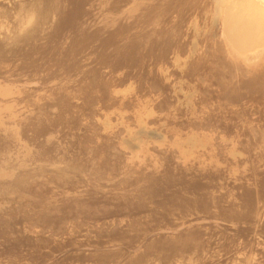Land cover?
Segmentation results:
<instances>
[{
  "label": "bare ground",
  "instance_id": "bare-ground-1",
  "mask_svg": "<svg viewBox=\"0 0 264 264\" xmlns=\"http://www.w3.org/2000/svg\"><path fill=\"white\" fill-rule=\"evenodd\" d=\"M136 1L0 0V264H264V170L238 169L264 150V0H217L219 36L183 62L192 117L158 141L134 134L167 111L177 38L151 74L100 39Z\"/></svg>",
  "mask_w": 264,
  "mask_h": 264
},
{
  "label": "rangeland",
  "instance_id": "rangeland-1",
  "mask_svg": "<svg viewBox=\"0 0 264 264\" xmlns=\"http://www.w3.org/2000/svg\"><path fill=\"white\" fill-rule=\"evenodd\" d=\"M138 1H140V0H137L136 2H138ZM144 1V2H143ZM141 0L140 2H138V5H137V3L136 4H133L132 5V7H133V9H132V7L129 9V12H127L126 14H124V16L123 15H121L122 13H118L119 15V17L117 18V20L119 21L118 23H119V28L118 27H116L115 29H112L113 27H112V25H114V24H112V23H108L109 25H111V27L112 28H107L109 31L106 33V34H104V36H102V37H100V39H102L101 41H103V40H105V38L107 37V35L109 34V32H111V34H109V35H113L112 36V40H114L112 43H111V45L110 46H108V47H112V49H115V50H111L112 52H110V54H109V56L108 57H110V59L111 60H116L117 58H120L119 56H121L122 55V53H124L125 54V49H126V51L128 50L129 52H131V53H133V54H135V55H133V59L134 58H138L139 60H141V61H139L138 59H137V61L139 62H137L138 64L137 65H132L131 66V68L133 69V68H135V69H133V71H132V69L130 68V70H131V72H133V73H138V72H146L147 74L149 73V74H151L152 72H154V71H152V68H156L157 67V69H158V67L159 66H157V65H160L161 64V66L159 67V68H161L162 67V63H163V67L162 68H164V67H167L168 69H169V73H170V77H168V75L166 76V77H161V81H162V83H164L163 85L165 86V90H164V95H165V97H166V99H168L167 101H168V104H169V106H168V108H166L167 109V111L166 110H164V111H166V112H168V110H169V114H166V112H164V111H161V112H159L158 114H157V116H158V118L161 120L162 119V117H163V119L161 120V122H159V119H157L156 121H155V123H156V125H155V123L152 125V124H150L149 125V129L150 130H136V132H135V138L137 139V140H139L143 135H145V133H146V135L147 136H149V138L148 139H150V140H153V141H158V140H160L161 138H160V135H159V133H158V131H160V130H164V129H167V128H172V127H178V125L179 126H181L182 124H184V123H182L183 121L184 122H186L185 121V119L188 121L189 120V118L190 117H192V106H191V103L189 102V98L191 97V95L194 97V93H193V85L195 84L194 83V81H193V79H191V77H190V75H188L189 73H187L186 72V70H187V67H186V65H184L183 64V62L185 61V60H188V61H192V59H194L193 61H195L198 57L197 56H199V52H201L202 50H204L203 48H205L206 46H209V45H212V43L215 41V39L219 36V34H220V32H221V21H220V18L216 15V9H215V6H216V3H217V0ZM130 2V1H129ZM145 2H146V4H145ZM139 3L141 4V7H138V6H140L139 5ZM145 4V5H144ZM129 5V4H128ZM127 5V6H128ZM144 7H143V6ZM148 5V6H147ZM167 6V7H166ZM150 7V8H149ZM156 7V8H155ZM137 8V9H136ZM135 9H136V11H135ZM141 10V11H140ZM133 11V12H132ZM138 11V12H137ZM135 12V13H134ZM131 13V14H130ZM134 13V14H133ZM144 13V14H143ZM146 13V14H145ZM167 13V14H166ZM130 14V16H126V15H129ZM135 15V16H134ZM145 17H143V16ZM139 18H138V17ZM133 19V21H134V23H132L133 21H131V18ZM142 17V18H141ZM135 18V19H134ZM136 19L137 20H139V21H136ZM140 19H141V22H140ZM148 19V20H147ZM145 20V21H144ZM126 22H128V23H130V24H126ZM138 23V24H137ZM158 23V24H157ZM176 23V24H175ZM107 24V25H108ZM124 24H126V25H124ZM151 24V25H150ZM117 25V24H116ZM169 25H171L170 27H169ZM177 25V26H176ZM124 26V27H123ZM152 26H155V27H152ZM174 26V27H173ZM175 26L178 28L179 27V29H177V28H175ZM127 27H129V29L127 28ZM164 27V28H163ZM127 28V29H126ZM131 28V29H130ZM139 28V29H138ZM141 28V29H140ZM143 28H147L146 30L145 29H143ZM159 28V29H158ZM161 28H163V29H161ZM174 28V29H173ZM117 29V30H116ZM125 31H124V30ZM172 29V30H171ZM114 31V32H112V31ZM138 30V31H137ZM158 30V31H157ZM160 30V31H159ZM170 30V31H169ZM119 31V32H118ZM140 31V32H139ZM152 31V32H151ZM118 33V37L116 36L117 35V33ZM124 32V33H123ZM144 32V33H143ZM166 32H168V34L166 33ZM170 32H172V33H170ZM178 33L179 32V34H176V33ZM122 33V34H121ZM151 33V34H150ZM159 34V35H158ZM105 35H106V37H105ZM138 35H140V36H138ZM161 35V36H160ZM172 37H176L177 39V41L175 42V43H173L172 44V46H170L169 48V50H171L172 52H170V53H168V56H167V59H168V61H167V59H160L161 60V62H160V60L157 62V65H156V59L158 58V53L164 48V46L167 44V42H169V41H171V40H169L170 38H171V36ZM153 36V37H152ZM166 36V37H165ZM168 36V37H167ZM116 37V38H115ZM135 37H136V39H135ZM158 37V38H157ZM115 38V39H114ZM121 39V40H119V39ZM138 38V39H137ZM143 38V39H142ZM166 38V39H165ZM117 39V40H116ZM152 39V40H151ZM137 41V43H136V41ZM146 40H148V41H146ZM157 40V41H156ZM180 40V41H179ZM109 40H106L105 42L107 43V44H109L110 42H108ZM129 41H130V43H129ZM142 41V42H141ZM143 41H144V43H143ZM203 41V42H202ZM208 41V42H207ZM213 41V42H212ZM116 42V45L114 44ZM118 42V43H117ZM139 42V43H138ZM165 42V43H164ZM178 42V43H177ZM205 44V45H203V44ZM208 43H210V44H208ZM132 44V45H131ZM144 44H146L145 45V47L143 46ZM147 44H148V46H147ZM176 44V45H175ZM185 44V45H184ZM203 45V47H202V45ZM130 45V46H129ZM152 45V46H151ZM200 45V46H199ZM150 46V47H149ZM175 46V47H174ZM205 46V47H204ZM114 47V48H113ZM142 47H144L143 49L144 50H142ZM148 47V48H147ZM172 47V48H171ZM198 47H201V49L200 48H198ZM109 48V49H110ZM182 48H184L183 49V51L181 52V54L182 55H180L179 54V50L181 49L182 50ZM93 49H95V47L93 48ZM124 49V50H123ZM200 49V50H199ZM92 50V49H91ZM131 50V51H130ZM136 50V51H135ZM156 50V51H155ZM176 50H178L179 52H178V54L177 53H175L176 52ZM199 50V51H198ZM117 51V52H116ZM127 51V52H128ZM142 51V52H141ZM195 51L197 52V53H195ZM114 52V53H113ZM113 54V55H112ZM140 54V55H139ZM145 54V55H144ZM148 54V55H147ZM150 54V55H149ZM157 54V55H156ZM141 55H142V57H141ZM196 55V56H195ZM114 56V57H113ZM137 56V57H136ZM145 56V57H144ZM155 56V57H154ZM157 56V57H156ZM174 56H175V58H176V60L174 59ZM179 56V59L177 58ZM149 57V59H150V61L147 59ZM116 58V59H115ZM143 60H142V59ZM154 58H155V60H154ZM170 58V59H169ZM172 58V59H171ZM178 59V60H177ZM146 61H148L147 63L148 64H146ZM153 61H155V62H153ZM165 61V62H164ZM150 62V63H149ZM170 62V63H169ZM181 62V63H180ZM143 63V64H142ZM165 63V64H164ZM175 63H176V65H175ZM140 64V66H142V67H140V66H138ZM146 64V65H145ZM168 64V65H167ZM175 65V67H173L172 65ZM156 65V67H154ZM169 65H171L170 67H168ZM148 68H147V67ZM149 66H153V67H149ZM146 67V68H145ZM105 70H108V68L106 67V68H104ZM137 69V70H136ZM145 69H146V71H145ZM148 69H151V71H149ZM171 69V70H170ZM186 69V70H185ZM105 70H103V71H105ZM154 70V69H153ZM148 71V72H147ZM171 71V72H170ZM167 72H168V70H167ZM160 74V73H159ZM161 75V74H160ZM172 76V77H171ZM174 76V77H173ZM167 78V79H166ZM169 78V79H168ZM162 79H164V80H162ZM165 80H168V81H165ZM163 81H165V82H163ZM166 82H168L167 84H166ZM169 88H168V87ZM40 86H38L37 88H39ZM190 90V92H189V90ZM166 90H167V92H166ZM187 90V91H186ZM184 91V92H183ZM186 91V92H185ZM183 92V93H182ZM188 92V93H187ZM167 93H169V94H167ZM170 94H171V96L172 97H170ZM185 94V95H184ZM191 94V95H190ZM169 96V98H167ZM171 99V100H170ZM191 100V99H190ZM78 101V100H77ZM174 102V103H173ZM189 102V103H188ZM174 105V106H173ZM178 105V106H177ZM188 106V107H187ZM183 109H182V108ZM175 108V109H174ZM180 111H178L177 109ZM187 108V109H186ZM171 110V111H170ZM177 110V111H176ZM183 110V111H182ZM187 111V112H186ZM164 113V114H163ZM172 113H174V114H172ZM162 114V115H161ZM175 114H176V116H175ZM180 114V116H178V115ZM161 115V116H160ZM172 115H173V117H172ZM183 115V116H182ZM187 115V116H186ZM167 117V120L165 119L166 117ZM169 116V117H168ZM175 117H177L176 119H174ZM178 117H180V118H178ZM169 118V119H168ZM264 114H262L261 115V117H260V124L262 123L263 124V127H264ZM115 119V118H114ZM178 119H180V120H182V122L179 120L178 121ZM184 119V120H183ZM158 121V122H157ZM169 121H172V122H169ZM112 124L116 127V129L118 128V126L120 127L119 128V132L120 133H118V136L116 135V136H114V140H116V141H118V142H122V143H124L125 145H127V146H131V147H134V140H133V136H132V134H131V132H132V130L134 129V127L132 126V125H130V126H128L127 128L122 124V123H120V120H114L113 121V119H112ZM129 122H127L126 121V124H128ZM165 123H166V125H165ZM168 123V124H167ZM169 123H171V124H169ZM175 123H177V125L175 124V126H174V124ZM179 123V124H178ZM122 126V128H124V129H122L121 130V126ZM152 126H153V128H152ZM162 127H164V128H162ZM158 128V129H157ZM116 129L114 130V131H116ZM156 129H157V131H156ZM118 130V129H117ZM123 130H125V131H123ZM121 131H123L122 133H121ZM131 131V132H130ZM138 133V134H137ZM137 134V135H136ZM138 137H139V139H138ZM152 137H154L153 139H152ZM155 138H158V139H155ZM226 140L228 141V143H230V140L228 139V138H226ZM226 141V142H227ZM258 153L259 154H261L260 156L261 157H259V155H258ZM258 153H256V154H254V155H251V157H253V158H250V156H247L246 158L247 159H244L242 162H241V164H240V167L238 168L239 170H243L244 171V169L246 170V171H249L250 173H251V170L252 171H254V173L256 172V170H257V172L256 173H258L259 171H262V169L264 170V163L263 162H261V160H263L264 158V150H263V152L261 151V152H258ZM255 155H257V157H255ZM263 155V156H262ZM242 157H244V156H242ZM255 157V158H254ZM259 157V158H258ZM263 158V159H262ZM253 159H256V160H254V162L252 161ZM251 161L254 163H251ZM249 162V163H248ZM256 162H258L259 163V165L261 164L262 166H258V163H256ZM255 164L258 166H255ZM246 165V166H245ZM250 165V167H247V166H249ZM244 166H245V168H244ZM255 166V167H254ZM220 167H223L224 168V166H223V164L222 165H220ZM247 167V168H246ZM258 169H257V168ZM260 167H263V168H261V170L259 169ZM222 168V169H223ZM244 168V169H243ZM255 168V169H254ZM249 169V170H248ZM251 169V170H250ZM223 170H225V169H223ZM222 170V171H223ZM243 171H241L240 172V174L242 173H244ZM245 171V172H246ZM220 172V171H219ZM225 172V173H224ZM223 172V175H221L222 176V182L224 183L225 181H226V186L224 185V187H226L225 189H227V190H229L228 188H230V184L232 185V183L233 182H230V180L231 181H234V182H236L235 180H234V178H232L231 179V177L232 176H230L229 175V173H227L226 174V171H224ZM228 172V171H227ZM239 173V172H238ZM238 173H237V175H238ZM250 173H248V172H246L245 174L247 175V174H250ZM255 173V174H256ZM260 173V172H259ZM219 174V173H218ZM239 174V175H240ZM245 174H243V175H245ZM251 174H253V172L251 173ZM226 175V177H224ZM228 175V176H227ZM243 175H240V176H243ZM254 175V174H253ZM220 176V177H221ZM225 178V180H224V178ZM227 177H229V178H227ZM253 177V176H252ZM228 180H227V179ZM219 180H220V178H219ZM238 181V180H237ZM239 182V181H238ZM229 184V185H228ZM230 190H231V188H230ZM218 192V191H217ZM162 230H160L159 232L158 231H155L156 233H162L161 232ZM168 231L167 230H165L162 234H165V233H167ZM154 233V232H153ZM153 233H151V234H153ZM155 233V234H156ZM150 234V235H151ZM154 234V235H155ZM150 235H148V236H150ZM153 235V236H154ZM152 236V235H151ZM150 236V237H151ZM150 237H149V239H150ZM233 238L231 237V238H228L227 239V241H230V242H235L234 241V239L232 240ZM249 246V247H248ZM248 246H246L245 248H248V249H250L251 250V248H252V250H253V248L255 249V247H254V244L251 246V245H248ZM251 246V247H250ZM258 247H260V246H258ZM231 248L234 250V247H232L231 246ZM204 253V252H203ZM251 253V252H250ZM190 254V256L188 255L187 257H191V253H189ZM236 253L234 252L233 254H232V256H236V258L234 259L235 261H238L239 259H237V257H239L241 254L239 253V255H238V253H237V255H235ZM202 255V256H201ZM201 255H200V258L201 259H204V258H208L209 256L211 257V255L210 254H207V255H205L204 256V254H202L201 253ZM218 255V256H217ZM216 255V259L215 258H211V260L213 261L214 259V262H212V263H214V264H217L218 263V261L217 262H215L217 259H219L220 257L219 256H221V255H219V254H217ZM250 255H252V254H249V257H250ZM203 257V258H202ZM241 257L242 258H245V257H247V256H245V255H241ZM240 257V258H241ZM249 257H247V258H249ZM252 257V256H251ZM250 257V261H251V259L253 258H251ZM229 258V257H228ZM246 258V259H247ZM246 259H244V260H246ZM186 260H188V259H186ZM196 259H194V262H191V264H193V263H195L196 264V262L198 261V260H196ZM205 260H207V259H205ZM211 260L209 259L208 261H210L211 262ZM248 260V259H247ZM253 260H255V259H252V261ZM193 261V260H192ZM232 261V260H231ZM234 261V262H235ZM241 261H243V260H241ZM251 261V262H252ZM229 261H225V263H227V264H230V263H228ZM244 263H246V262H244ZM244 263H241V264H244ZM190 264V263H189ZM218 264H222V263H218ZM231 264H234V263H231ZM247 264V263H246ZM253 264V263H252Z\"/></svg>",
  "mask_w": 264,
  "mask_h": 264
}]
</instances>
